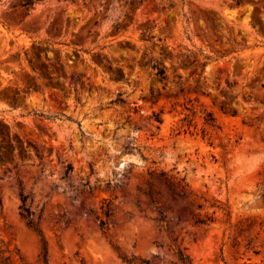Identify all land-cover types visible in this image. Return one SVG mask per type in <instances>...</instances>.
Wrapping results in <instances>:
<instances>
[{
    "label": "rangeland",
    "instance_id": "rangeland-1",
    "mask_svg": "<svg viewBox=\"0 0 264 264\" xmlns=\"http://www.w3.org/2000/svg\"><path fill=\"white\" fill-rule=\"evenodd\" d=\"M33 1L0 0V264H264V0Z\"/></svg>",
    "mask_w": 264,
    "mask_h": 264
},
{
    "label": "trees",
    "instance_id": "trees-1",
    "mask_svg": "<svg viewBox=\"0 0 264 264\" xmlns=\"http://www.w3.org/2000/svg\"><path fill=\"white\" fill-rule=\"evenodd\" d=\"M142 0H139V2ZM33 0H23L22 2V6L25 7H29L30 5L33 4ZM125 3L129 4L130 7H134L136 1L135 0H129L126 1ZM151 69L154 71V74L156 76H158L161 79H164L166 76V69L164 66L160 65L158 62H154L151 65ZM190 110L192 113H195L196 111L193 109H188ZM202 113H206L207 115L210 116V113L206 112V111H202ZM188 115L184 116V118L182 120H187ZM205 124H207L209 127L214 128L217 127L216 123H215V119L211 116L209 118H205ZM183 126V125H182ZM6 136V133H4V130H0V138L4 139ZM5 157L3 156V154L0 152V160L4 161ZM72 170V166L70 164H67L65 166V173H69ZM154 170H150L149 173H153ZM159 174L163 177V179L169 178L172 179V176H166L164 171H160ZM184 180V178H179L177 179L174 184L176 185L177 188H179L180 190L183 189V187L186 186V184H182V181ZM147 196L150 199V203L152 205H154L155 203V199L152 196L151 192L148 191ZM19 200H20V204H19V215L20 217L24 220L25 225L31 229H33L34 231L37 232V234L40 235V230L35 226L34 223V219H33V213L28 205V200H29V196L28 194L23 193L22 188H21V181H19ZM112 201L111 200H105L103 202V204L101 205V215L100 216H96V220H97V225L99 227V229L102 232H105L108 229V217H110L112 215ZM212 219L210 217L207 218H198L196 219L197 223L200 224H206L207 222L211 221ZM175 240V239H174ZM43 251L44 253V260H45V254H46V247L44 246L43 243ZM176 260L179 264H191L192 263V259L191 257L185 253L184 248H181L179 246L175 247V251H174ZM122 260L126 263V264H149L147 259H142V258H137L135 256H131V257H122ZM46 262V261H45Z\"/></svg>",
    "mask_w": 264,
    "mask_h": 264
}]
</instances>
